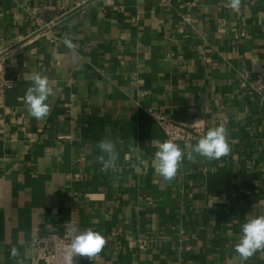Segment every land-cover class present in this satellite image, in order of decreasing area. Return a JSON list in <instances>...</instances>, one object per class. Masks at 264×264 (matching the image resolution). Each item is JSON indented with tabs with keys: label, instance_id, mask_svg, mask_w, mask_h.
<instances>
[{
	"label": "crops",
	"instance_id": "0c3cea01",
	"mask_svg": "<svg viewBox=\"0 0 264 264\" xmlns=\"http://www.w3.org/2000/svg\"><path fill=\"white\" fill-rule=\"evenodd\" d=\"M82 1L0 0L14 81L0 109V264H38L41 237L87 228L107 243L78 264H241L242 225L264 215V0ZM34 71L53 90L43 120L23 103ZM148 110L204 135L224 123L230 153L185 157L164 181ZM106 136L115 171L96 160Z\"/></svg>",
	"mask_w": 264,
	"mask_h": 264
},
{
	"label": "clouds",
	"instance_id": "9594fccd",
	"mask_svg": "<svg viewBox=\"0 0 264 264\" xmlns=\"http://www.w3.org/2000/svg\"><path fill=\"white\" fill-rule=\"evenodd\" d=\"M240 5L241 0H229V6L233 10H238ZM63 42L71 50L77 47L68 36L64 37ZM30 81L31 86L26 89L23 103L30 117L43 120L50 113L51 106L48 101L53 90L48 77L39 71L31 74ZM97 147L101 154L96 157V160L102 165V169L115 171L119 159L115 142L106 136L98 142ZM230 151L229 132L225 124L221 123L210 128L195 145L186 142L181 148L179 144L171 140L159 143L154 157L155 172L164 181L170 182L177 175L185 157L191 161L194 159L193 154H196L211 161L227 156ZM73 233L63 256L64 264H78L79 258L94 261L107 243L104 235L92 228L82 231L73 229ZM258 251H264V215L248 219L242 225V234L235 245V252L240 257L241 264H244ZM16 254L14 249L13 255Z\"/></svg>",
	"mask_w": 264,
	"mask_h": 264
},
{
	"label": "built area",
	"instance_id": "2783aa9c",
	"mask_svg": "<svg viewBox=\"0 0 264 264\" xmlns=\"http://www.w3.org/2000/svg\"><path fill=\"white\" fill-rule=\"evenodd\" d=\"M96 0H83V4H87ZM201 0H189L187 5L198 7ZM9 59L8 51H0V109L4 107L5 92L12 87L14 81L7 78L6 64ZM148 114L156 120L161 130L164 133L165 141H191L198 140L204 136V130L201 126L195 124L179 123L172 120L169 116L148 110ZM73 231L65 236H60L55 233L46 234L38 240V264H64L63 256L67 246L73 236ZM144 246V243H141ZM79 263V262H78Z\"/></svg>",
	"mask_w": 264,
	"mask_h": 264
}]
</instances>
